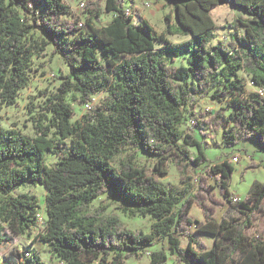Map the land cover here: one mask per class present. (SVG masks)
Instances as JSON below:
<instances>
[{
	"label": "trees",
	"instance_id": "trees-1",
	"mask_svg": "<svg viewBox=\"0 0 264 264\" xmlns=\"http://www.w3.org/2000/svg\"><path fill=\"white\" fill-rule=\"evenodd\" d=\"M167 1L176 25L158 35L146 20L133 23L125 0H86L85 21L73 17L64 0H0V108L17 104L34 57L48 47L69 67L58 93L45 102L37 137L0 127V245L8 240L7 228L23 236L36 225L38 200L13 193L42 185L48 220L36 240L66 264H125L157 243L150 264H167L169 255L180 264H264V231L248 233L264 216V183L239 203V218L217 220V210L235 200L234 166L229 160L208 165L203 142L183 130L193 121L204 138L222 131L224 143L250 141L264 152V0ZM227 3L250 19H235L231 28L244 31L214 44L219 27L211 9ZM104 14L113 18L98 26ZM173 35L190 40L173 43ZM186 46L195 50L189 64L175 65ZM242 72L256 91H247ZM101 92L107 93L103 101L73 122L67 96L84 106ZM204 96L226 109L196 113ZM129 150L135 153L115 167L114 159ZM140 152L155 159L152 173L137 165ZM51 154L59 158L54 167L46 163ZM169 163L181 188L160 180ZM103 196L129 217H151V232L131 231L108 204L96 207ZM194 206L203 221L191 217ZM191 227L213 237V247ZM181 236L188 238L186 248ZM10 264L46 263L33 254Z\"/></svg>",
	"mask_w": 264,
	"mask_h": 264
},
{
	"label": "rangeland",
	"instance_id": "rangeland-1",
	"mask_svg": "<svg viewBox=\"0 0 264 264\" xmlns=\"http://www.w3.org/2000/svg\"><path fill=\"white\" fill-rule=\"evenodd\" d=\"M69 5L73 12V17L80 18L82 21L86 20L83 15V4L86 0H64ZM126 11L134 16L133 23L138 25L142 20H146L155 29L158 35L167 30L168 24L176 25L175 13L172 6L167 0H125ZM211 15L219 27L216 31L217 38L214 44L222 41L224 43L230 42L231 35L238 31L242 33V28L233 29L231 24L235 19H250L249 15L245 13L242 8L236 7L231 3L215 6L211 9ZM170 17V21L166 17ZM113 14H104L98 26H105L111 22ZM169 40L173 43H186L190 37L184 35L169 36ZM157 48L161 47L158 42ZM191 46H186L182 55L176 58L175 65H188L189 59L194 55L195 50ZM69 74V67L59 55H53V48L48 47L47 50L40 56L34 57V61L29 72V85L27 88L20 91L15 106H4L0 108V127L3 129H16L21 131L29 138L37 137L38 122L43 119L45 115L44 106L49 97L58 93L59 87L64 82V78ZM240 76L244 79L246 89L248 92L256 91L257 88L253 85L251 78L245 73ZM107 96L106 92H101L93 98L92 104L80 105L76 102L72 94L66 98V103L72 108L74 116L73 122L82 119L83 115L92 107L98 106L103 99ZM220 109H226V104H220L210 99L209 96H204L199 99L196 108V113H214ZM225 113H228L226 111ZM48 117L51 115L48 114ZM48 123V120L45 122ZM183 130L187 133L195 135L203 142L205 153L208 158L207 164L221 163L229 160L234 166V173L232 177V184L230 191L233 196L238 199L232 205L227 204L225 208L218 209L215 218L219 221L222 219L239 218L241 216L238 205L241 201H245L254 185L257 182L264 183V152H260L256 146L250 141H240L237 144L224 143L223 132L220 131L215 138H204L200 134V130L188 121ZM56 129L52 128L51 136L56 137ZM208 135H212L206 131ZM196 154V149H192ZM256 151L262 153L263 156L256 155ZM134 151L129 150L126 154L116 157L113 161L115 167H119L120 162L129 154H134ZM238 157L237 161L233 160ZM47 165L54 167L59 163V158L56 155H49L47 157ZM136 163L139 167L146 169L152 173L155 159L147 156L145 153L136 154ZM261 163V164H259ZM261 165V167H260ZM169 173L166 177L160 178L163 184H173L177 188H181L180 176L174 164H168ZM200 172V170H197ZM192 176V174H191ZM213 183V181H212ZM218 192V189H216ZM28 194L38 200V214L35 227L30 229L26 235H17L12 233L8 228L5 231L7 241L0 245V264L10 263L12 258H17L18 261L23 262L26 257L33 254L38 255L46 264H66L60 259L51 256L49 247L36 240L37 236L44 232L47 225V212H46V195L47 191L44 186H22L17 189L13 195L18 196ZM100 204L110 205L109 212L117 214L125 223L126 227L134 232L150 233L154 220L151 217H129L123 212V208L118 202L111 201L107 196L101 197L95 202V206ZM191 217L193 220L203 221L202 211L194 206L191 210ZM255 231H264V216H260L256 223L255 228L251 229L249 235L254 234ZM191 234L199 240L204 241L209 248L214 245V238L206 234L196 232L195 227H191ZM182 247L188 246V238L181 236ZM162 243H157L152 249L141 257H133L126 260L125 264H150L149 253L161 248ZM94 264H98L95 262ZM167 264H180L174 257L169 255Z\"/></svg>",
	"mask_w": 264,
	"mask_h": 264
},
{
	"label": "built area",
	"instance_id": "built-area-1",
	"mask_svg": "<svg viewBox=\"0 0 264 264\" xmlns=\"http://www.w3.org/2000/svg\"><path fill=\"white\" fill-rule=\"evenodd\" d=\"M83 6V5H82ZM260 93H262V91H259ZM89 106V105H88ZM191 124H194L193 123V121H191ZM237 159H238V157H235L233 160H236L237 161ZM235 202H237L238 201V199L237 198H235V200H234ZM5 264H10V263H5Z\"/></svg>",
	"mask_w": 264,
	"mask_h": 264
},
{
	"label": "crops",
	"instance_id": "crops-1",
	"mask_svg": "<svg viewBox=\"0 0 264 264\" xmlns=\"http://www.w3.org/2000/svg\"><path fill=\"white\" fill-rule=\"evenodd\" d=\"M168 38H169V37H168ZM256 155H258L259 157L263 156L262 153H260V152H258V151H256ZM259 164H261V163H259ZM260 167H261V165H260Z\"/></svg>",
	"mask_w": 264,
	"mask_h": 264
},
{
	"label": "water",
	"instance_id": "water-1",
	"mask_svg": "<svg viewBox=\"0 0 264 264\" xmlns=\"http://www.w3.org/2000/svg\"><path fill=\"white\" fill-rule=\"evenodd\" d=\"M233 5V4H232Z\"/></svg>",
	"mask_w": 264,
	"mask_h": 264
}]
</instances>
